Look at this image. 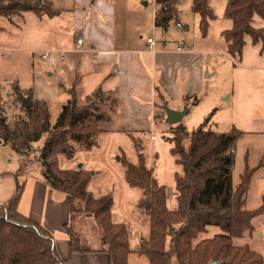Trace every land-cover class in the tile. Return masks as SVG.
Listing matches in <instances>:
<instances>
[{
  "label": "trees",
  "instance_id": "trees-1",
  "mask_svg": "<svg viewBox=\"0 0 264 264\" xmlns=\"http://www.w3.org/2000/svg\"><path fill=\"white\" fill-rule=\"evenodd\" d=\"M179 1L156 0L157 28L167 30L172 22L179 23ZM191 10L200 17V29L206 36L210 22L216 19L209 0H193ZM27 12L58 13L48 0H0V16ZM225 15L233 22V28L223 33L230 55L241 58L248 40L264 50V27L254 25L256 18L264 20V0H230ZM84 103L80 105L76 94L72 95L53 122L48 103L36 99L32 90L16 85L5 98L0 89V145L26 161L36 160L44 182L70 198L72 217L74 213L93 217L101 233L100 252L109 255L110 264H128L132 254L147 257L150 264H264L263 257L250 247L234 245L235 239L254 231V219L264 216V205L254 211L245 209L255 169L247 166L240 183L234 186L232 182L238 130L218 135L206 129L208 119L192 132L182 123L173 127L167 139L181 169L174 176L175 210L169 209L167 188L142 155L136 164L122 159L126 183L140 191L136 209L149 221L148 238L133 247L127 226L113 222V195L95 196L89 190L91 172L60 165V159L72 161L78 153L98 147L105 133L101 125L112 122L118 110L116 98L101 88L86 96ZM167 106L158 107L165 113ZM11 108L18 114L11 116ZM22 190L19 185L13 198L0 205V264H70L60 258L52 234L19 212ZM76 200L82 203L77 211ZM210 227L221 232L199 240ZM66 229L72 253L81 254L86 264L85 255L92 248L77 249L71 226Z\"/></svg>",
  "mask_w": 264,
  "mask_h": 264
},
{
  "label": "rangeland",
  "instance_id": "rangeland-1",
  "mask_svg": "<svg viewBox=\"0 0 264 264\" xmlns=\"http://www.w3.org/2000/svg\"><path fill=\"white\" fill-rule=\"evenodd\" d=\"M70 1L64 0L67 5ZM116 1L119 19L126 18L124 15L126 12H133L127 18L126 28L123 23L119 27L123 25L121 30L127 34L129 32L137 44L145 45L148 37L151 36L155 39L158 50H165L174 55L179 53L178 48H182L183 55L178 56L190 58L191 62L186 63L187 69L180 67V72H184V83L192 81L193 75H199L201 86L197 97H191L185 101L186 106H183V110L188 108L190 111L182 121L183 126L192 132L208 119L206 129L218 135L228 134L233 129L240 132L235 144V162L232 167V182L234 186H237L245 172L246 159L249 160L251 169L258 167L260 162H264V50L262 45L254 46L248 40L241 58L233 57L228 53L223 33L233 28L232 20L225 15L230 0H209L216 19L210 22L206 36L200 29V17L191 10L193 0L178 2L180 21L172 22L167 30L155 26L156 0ZM58 21L59 26L64 29L61 38L65 45L71 39L67 33L70 27L69 18L63 15ZM254 25L258 28L264 27V20L256 18ZM26 42L21 37L18 19L10 24L8 17H0V46L6 45L7 49H14L13 52L0 53V55L3 54L5 58L11 56L20 59L19 49H23ZM54 53L57 54L56 51ZM201 61L202 69L198 71ZM179 85L181 89V84ZM12 93V86L2 91L5 98ZM78 99L79 104L83 105L85 99ZM159 102L160 105H164L161 100ZM185 102L180 100L176 103L174 100L172 103L170 100L171 104L166 108L174 110L172 107H181ZM65 103L66 101L62 105ZM51 107L50 112L54 122L63 106L52 105ZM13 109H10L11 116L18 114V110ZM103 110L110 112L108 108ZM156 114L149 133L105 132L100 137L98 147L92 151L80 152L72 161L60 159V165L65 169H74L82 164L84 170L93 174L89 190L95 196L113 195V222L127 226L133 247L138 246L140 239L148 238L149 221L136 209L140 191L126 183L123 158L136 164L142 155L147 166L154 170L158 182L167 188L169 209L177 208L174 176L176 172L181 173V169L175 163V157L170 152L171 143L167 139L172 135L175 125L171 126L166 122V115H164L166 113L161 108ZM29 164L32 175L41 174L36 160L30 161ZM254 174L255 183H252L245 205L248 211L257 210L264 203V163ZM74 207L77 211L82 208V203L76 200ZM79 217L77 213L73 214L71 226V234L77 249L92 248L93 251L96 248L101 249V233L93 217H86L80 224ZM263 223L264 216L254 219V231L245 232L241 238L234 240V245L248 246L264 259ZM220 232L219 228L210 227L207 234L200 235L199 240L213 237ZM129 264H150V261L145 256L133 254L129 258Z\"/></svg>",
  "mask_w": 264,
  "mask_h": 264
},
{
  "label": "crops",
  "instance_id": "crops-1",
  "mask_svg": "<svg viewBox=\"0 0 264 264\" xmlns=\"http://www.w3.org/2000/svg\"><path fill=\"white\" fill-rule=\"evenodd\" d=\"M48 1L57 15L27 12L8 17L10 24L16 19L20 21L21 37L27 42L23 49H19L20 59L0 55V89L3 92L8 86L18 85L22 90H32L35 98L47 102L51 109L52 105L62 107L72 95L85 99L101 88L114 96L118 103L112 122L104 123L102 128L105 132L125 131L127 134L151 132L160 109L159 100L169 105L170 100L177 103L197 97L201 86L199 75H193V80L185 84L184 72H180V67L187 69L190 58L182 56V51L172 55L158 50L155 39L151 47L148 44L151 36L145 45L137 44L129 32L121 30L123 25L119 27L123 23L126 28L127 18L133 12H126V18L119 19L116 0H71L68 5L64 0ZM63 15L69 18L67 33L71 37L65 45L61 38L64 29L58 21ZM79 36L85 42L81 52L76 53ZM7 48L6 45L0 46V53L14 51ZM54 51H68L67 59L61 61ZM46 53L49 58L42 60ZM201 64L202 61L198 71L202 69ZM183 106L186 102L181 107L172 108L182 111ZM263 163L252 170L255 169L256 173ZM29 166V161L14 155L9 147L0 145V205L8 203L22 185L19 212L52 234L62 260L83 264L82 255L71 251L66 229L72 226L70 198L50 188L41 174L32 175ZM252 183H255L254 178ZM250 190L251 187L248 194ZM86 217L92 216H80L79 224ZM100 251L96 248L87 253L86 264H110L109 255Z\"/></svg>",
  "mask_w": 264,
  "mask_h": 264
},
{
  "label": "built area",
  "instance_id": "built-area-1",
  "mask_svg": "<svg viewBox=\"0 0 264 264\" xmlns=\"http://www.w3.org/2000/svg\"><path fill=\"white\" fill-rule=\"evenodd\" d=\"M84 42H85L84 38L82 36H79L77 38V41H76V48H75L74 52H76V53L81 52V50L84 46ZM148 44L151 47H153L154 46V38H149ZM178 51L184 52V50L182 48H179ZM57 55L61 61H65L67 59L68 51H59V52H57ZM48 58H49V53H46L45 55H43L41 57L42 60H46ZM152 139L154 140L155 137L153 136ZM262 228H263V232H264V223L262 224Z\"/></svg>",
  "mask_w": 264,
  "mask_h": 264
},
{
  "label": "water",
  "instance_id": "water-1",
  "mask_svg": "<svg viewBox=\"0 0 264 264\" xmlns=\"http://www.w3.org/2000/svg\"><path fill=\"white\" fill-rule=\"evenodd\" d=\"M188 112H189L188 108H186L183 111H175V110H172L170 108H165L166 122L171 126L180 124V123H182V121L184 120V118L186 117ZM44 129H45V127H44ZM82 168H83V165L80 164L78 166V169H82ZM213 264H215V263H213Z\"/></svg>",
  "mask_w": 264,
  "mask_h": 264
}]
</instances>
